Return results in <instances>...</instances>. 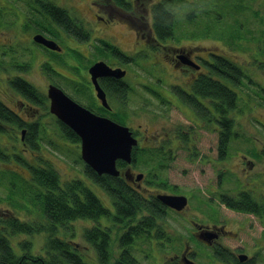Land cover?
Instances as JSON below:
<instances>
[{
  "label": "flooded vegetation",
  "instance_id": "1",
  "mask_svg": "<svg viewBox=\"0 0 264 264\" xmlns=\"http://www.w3.org/2000/svg\"><path fill=\"white\" fill-rule=\"evenodd\" d=\"M7 1L12 6L17 5L20 8L25 21L19 26L16 24V28L15 24H10L11 19L15 18L16 14L8 10L9 16L6 17V23L3 26L14 30L12 36H19L16 47L8 46L12 40L10 37L9 41L5 43L6 46L3 49L0 48V52L3 53V58H0V63L2 62L0 66V101L4 104V110L6 111L7 106L18 115L19 120L26 123H32L37 118H25L27 115L25 106L36 109H40L41 106L32 105L30 100L12 87V84H20L16 81L25 80L34 84L39 94L46 96L45 102L48 106L50 99L47 90L50 84L60 86L68 95L70 93L65 90L63 84H76L77 90L75 89V92L85 97V102L82 103L70 95L72 98L96 115L109 117L117 121L118 124L128 126L133 136L138 140L132 146L131 163L119 158L117 167L120 170L119 175L130 182L135 189L150 200L157 199L163 205L161 208L163 217H157V222L160 225L159 230L156 227L152 228L150 234L145 238L148 242H152L154 248H157L159 242L164 240L167 245H170V248L171 246L179 247L182 250L179 253L170 254L169 257L164 255V260L163 258L160 260L164 263L168 257L170 259L175 258L178 264H193L191 261L201 264L193 256V253L196 252L193 249L195 245L212 248L215 254L219 247L227 248L223 241L224 237L229 234L237 235V232L232 231L233 224L229 222V215L227 216V214L247 212L238 211L228 205V201L234 194L221 190L219 181L224 178L227 180L233 173L238 177L247 170H254L257 167L258 158H264V150L261 151L263 155L259 154L257 158L250 152L247 154L242 150L237 151L233 143H229L228 140L222 144V136L226 135L227 130L220 128V115H222L220 112L223 108L227 111L232 108H228L224 104L219 109L220 101L223 100L217 96L214 84H218V82L229 84L228 81L230 84L234 83L230 78L227 81L218 76V57L220 54L212 47H203L200 25L194 22L192 18L170 16L169 29L162 32L159 27L162 14L176 11L181 0H88L85 1V5L92 13L89 11L87 17L76 8L79 6V0H0V7L6 8ZM53 4L64 6L70 16L76 18L75 20L80 23H77L80 29L86 30L87 33L75 32L71 27L69 30L61 27L52 13L47 11L48 6ZM33 9L35 10L34 16L39 19L40 24L43 22L42 18H45L46 22H49L59 31L51 30V25L48 27L49 31L38 25L27 30V23L32 17L28 13H32ZM72 9L80 14L90 26L87 27ZM182 13L185 14V11ZM99 22L100 29L98 31ZM117 29L119 35L116 34ZM92 30L94 31L92 32ZM81 33L85 37H82ZM36 34H42L47 39L55 41L61 49L38 42L34 38ZM0 41L3 42L4 40L0 39ZM30 45L36 46L37 49H31ZM20 47L28 52L30 59L27 62L29 63L18 59L17 66L12 67V51H17ZM66 52L69 54L64 62L58 63L52 59L54 54ZM5 53L9 56L7 66ZM258 54L264 56L263 47H259ZM139 65L142 69H146L144 71L148 75L157 79L154 82L162 83L158 84L161 91L153 88L149 82L147 83L146 78L141 76L138 71L133 70L136 66L139 68ZM94 66L95 73L92 71ZM148 67L157 69V72L148 70ZM31 74L37 76L35 81L29 80L28 75ZM139 83H144L141 85L148 90L151 88L153 94L161 100L163 107L174 106L178 109L179 116L184 117L191 124L184 126L180 122H171L167 126L164 125L161 132H152L153 130L150 132L146 127L147 125L144 128L141 124L135 126L134 123L130 122V120L134 121L133 118L128 120V117L120 112L123 111L122 109L129 110L128 105L132 104L130 93H137ZM95 84H98L105 93L107 104H104L98 96ZM206 84L205 89L208 85H214L210 88L212 91L204 90ZM236 91L239 93L238 90ZM15 98L19 101L20 106L23 105L20 107V112L14 108ZM164 110L167 112L168 108H164ZM154 111H150L152 112L149 114L150 119L153 117L160 119L165 116V112L161 109H154ZM22 112L24 116L21 114ZM230 117L235 120L233 115ZM170 120L173 118H169ZM10 127L15 129V132L11 131ZM18 129L20 130L23 151L35 152L36 143L41 145L40 139L37 138L40 136L39 132L33 135L31 128L27 125L19 126L8 123L6 131L3 133H8L11 136L10 142H14L18 135ZM262 129L264 130V124ZM220 132L222 133L221 138ZM144 133L151 141L148 146V153L150 157L153 155L159 157V166H168L167 168L170 169L171 161L181 157V153L184 152L182 155L183 165H186L187 168L184 173H187L188 176L195 172L203 176L205 178L203 183L198 184L203 189L199 188L198 190L207 193L208 196H212L213 193L219 194L220 203L225 208H218V210L217 208L200 209L203 207L202 196L171 187L169 181L153 170L150 165V157H147L146 170L138 172L135 169L136 164H138V156L143 151L146 152L145 149L147 148L144 143ZM31 136H33V141L30 140ZM74 140L73 142H77L81 148V137L79 136V139ZM18 146L20 147L21 144ZM119 160L123 161L121 166L118 165ZM85 165L90 167L86 162ZM91 168L93 169V167ZM146 176L148 178L144 181ZM253 176L259 182L264 181V163L254 170ZM94 184L96 183L94 182ZM198 185L196 184L197 187ZM159 189L162 191L160 192ZM245 191L248 190L242 189L240 192ZM160 194L186 195V205L181 209L173 208L166 203L164 204L158 197ZM191 205L198 209H192ZM171 214L179 218L181 226L179 237H175L174 242L171 241V233L167 232L163 224L165 217L171 216ZM103 225L109 224L103 222ZM91 247L88 244V248ZM236 252L235 254L241 264H255L249 257L244 260L240 259L238 254L245 252ZM211 255L213 254L211 253ZM139 261L144 264L143 261ZM229 264L235 263L231 261Z\"/></svg>",
  "mask_w": 264,
  "mask_h": 264
},
{
  "label": "trees",
  "instance_id": "2",
  "mask_svg": "<svg viewBox=\"0 0 264 264\" xmlns=\"http://www.w3.org/2000/svg\"><path fill=\"white\" fill-rule=\"evenodd\" d=\"M188 1L189 3L197 2L196 0ZM237 2L239 3H237V6L235 7L238 9L242 8V11L247 18L243 24L240 21L243 19L237 17V22L231 25L228 24V28L225 24L219 23L218 17L216 18V21L213 17H211L212 19L209 17L208 22H204L205 24H208L204 32L202 29L203 23L198 22L196 17H194L196 15L194 11L195 8L188 7L185 10V14L182 13V15H179L176 11L167 12L166 14L163 13V16L160 17L159 27L162 32L169 29L168 26L171 21L170 16H175L176 18H192L194 22H197L200 25L202 36L210 35L217 39L225 40L228 45L234 47L239 45V48L243 52H250V59L252 57V60H246L254 63L260 71H256L254 68L249 67L244 69L241 68L240 65L237 64L235 58L231 57L228 59V57H224V55L218 57V76L226 80L230 78L234 83L233 85L240 86L255 82L253 75L255 73H258L263 77L261 71L264 70V56L259 55L258 53L260 46L264 48V23L262 21L260 30L259 27H253V23H250L249 14L254 12L253 18L257 19L258 17H261V20H264V16L260 15V5L257 8L254 7L252 10L251 5L254 0H237ZM241 2H243L242 5L240 4ZM47 11L52 13L56 22H58V24L64 29L69 30L71 27L75 32L81 31L84 34L87 33L86 30L80 29V26L77 25L79 22L75 20L76 18L74 19L70 16L68 10L64 6L57 4L49 5ZM8 12L7 7H0V30L6 23L5 17L9 16ZM28 14L32 17H30V20L27 23V30L38 25L41 26L42 29L45 28L44 30L49 31L48 27L51 24L46 22L45 18H42L43 22L40 24L39 19L34 16V9L32 10V13L29 12ZM15 20L16 18L11 19L10 24L13 23L15 26L16 24L19 26L21 23H16ZM239 25L244 27L241 28ZM214 26H216L215 29ZM50 28L51 30L54 29V31H59L53 25H51ZM211 32L213 33L210 34ZM83 33L81 34L83 35ZM82 37L85 36L83 35ZM12 53L11 66L15 67L19 60L18 57L14 56L16 51H12ZM68 54V52L64 54H54L52 59L56 60L58 63H62L67 59ZM232 55L238 56L234 52H232ZM1 65L2 62L0 63V66ZM249 69L251 70L249 71ZM245 79L249 81L246 82L244 81ZM16 82H19L20 84H12V87L16 88L17 91H20L23 97L30 100L32 105H40L45 111L48 106L45 102L46 96H44V94L41 96L34 84L25 80ZM258 83L263 84L260 81H258ZM68 85L74 90H77L76 84ZM214 85L212 86L216 88L217 96L219 99L223 100L222 102L220 101L219 109L224 104H226L228 108L237 109V91L229 86L230 84H224L223 82H218V84ZM206 86L207 84L204 85V90L212 91L210 89L212 88L211 85H208L207 89H205ZM262 90H264V88H262ZM255 104L257 103L255 102ZM3 107L4 104L0 101V132L3 133L6 131L8 123L18 124L19 126L27 125L31 128L33 135L34 133L39 132L40 136L37 138L40 139L41 145L36 143L37 148H35L39 149L43 145L42 135H45L43 129L45 130L47 126L45 123L46 118L44 116L42 118V115H40L37 116L32 123H26L23 120H19L18 115L11 111L7 106L6 111ZM225 110L226 109L223 108L221 109V112L225 113ZM247 112L253 114L252 111ZM54 118L56 119L60 135L64 139H68L72 142L75 141L74 139H79V136H77L74 130L69 126H66V124L58 120L56 117ZM233 122V118L229 116H224L223 120L220 118V124H223L222 127L227 130L226 135L222 136V144L228 140V135L236 136L239 133L233 127L235 124V122L234 124ZM260 130L263 129L260 128ZM43 139H45V136ZM261 139V136L256 137L254 149L256 145L259 144V146H257V149L249 151L257 158L259 154L263 155L261 151L264 150V145L262 144L264 139ZM30 140L33 141V136H31ZM49 143L56 148L58 147V143L53 139L49 140ZM5 149L0 148V159L4 160L9 157L10 153ZM242 151L246 152L244 150ZM28 152L31 157L28 159L31 161L26 159V163L28 164L30 175L28 178L24 179L27 189L26 192L23 193V197L27 198L33 204L35 209L38 206L41 218L33 217V219L24 220L16 214L18 212L12 207H8L5 210L0 209V264H25L28 261H31L33 264H94L85 258L87 253L82 252L79 243L67 239L66 235L60 234V230L66 231L67 229H70L72 231L71 235H74L76 229L73 227V222L77 220H89L93 223L90 226L84 227L83 236L85 241L88 242L96 252L95 260L97 263L95 264L109 263L110 259L114 256L113 249L111 248L113 241L117 242L120 249H118L119 253L113 257L114 261L112 264H143L133 253L131 247L136 240H140L141 244L146 245L148 241L145 237L150 234L151 229L156 227L159 230L160 225L158 224L157 219L163 217V215H161V208L163 207L161 202L157 199L150 200L139 190L135 189L132 184L122 176L98 174L95 170L84 163L85 174L90 177L93 182L98 184L109 197H111V207L107 206L93 188V185L87 180L81 177H73L70 179H63L64 181H62L61 172L53 162L44 160L42 156L36 154V151L30 152L28 150ZM14 155L17 160H22L23 158L18 152H15ZM258 159L263 160L264 158ZM121 162L123 161L119 160L118 165H120ZM17 174L18 173H16L15 176L21 175ZM238 178V181L241 180L240 176H238ZM10 184L12 185V182H10ZM15 191V188L9 191V194L5 196L4 199L7 201L9 200V203H12L17 208L21 207L25 209L28 213L35 210L23 202L19 203L17 201H12V193ZM228 205L238 211L255 213L257 216H261L260 222L264 225V199L256 198L251 191L240 192L238 195L234 194V196L232 195L231 200L228 201ZM111 208H114V211ZM103 222L111 226L103 225ZM42 231H45L48 234L47 242H45L47 248H44V254L35 252L30 253V251H27L30 244H33L31 240H24L20 245V241H18V248H22V246L26 248H22V252H18V249H16L12 243L11 238L16 234L18 235L21 233L32 235ZM58 234L61 237H59ZM241 251L244 252L243 250ZM165 252H168V250H165ZM235 253H237L235 250L220 247L216 252L221 259L229 263L233 261L235 264H241ZM239 255L240 254H238V256ZM168 257L163 264H178L175 258L170 259Z\"/></svg>",
  "mask_w": 264,
  "mask_h": 264
},
{
  "label": "rangeland",
  "instance_id": "3",
  "mask_svg": "<svg viewBox=\"0 0 264 264\" xmlns=\"http://www.w3.org/2000/svg\"><path fill=\"white\" fill-rule=\"evenodd\" d=\"M85 1L88 0H79L78 4L79 6H76L77 10L84 16L89 15V11L92 13V11L85 5ZM197 2H191L189 3L188 0H181V3L179 4V8L176 10V12L179 15H182V12L185 11L188 7L195 8L194 11L196 15V20L200 23H203V31L205 32V28L208 24H205L204 22H208V18L213 17L216 21V18L218 17V21L220 24H225L226 27L229 28L228 24H235L237 22V17L243 19L240 20L242 24L246 21V16L243 13V9H238L235 6H237V0H196ZM241 5L243 2L240 3ZM260 5V15L264 16V1L263 0H254L253 4L251 5V8H257ZM6 7L8 10L14 12L15 15V22L16 23H22L25 21L24 14L21 13L20 8L15 5L12 6V4L7 1ZM248 7V6H246ZM258 9V10H259ZM257 10V11H258ZM72 11L81 19L83 20L84 24L89 27L90 24L78 13H76L73 9ZM241 13V14H240ZM6 16V14H5ZM250 23H253L252 26L255 28L260 27L262 25V21L264 23V20H261V17H258L257 19H254V12L249 14ZM212 19V18H211ZM6 20V17H5ZM213 22V21H211ZM210 22V23H211ZM249 25V24H247ZM98 31L100 29V22L97 25ZM194 26V25H192ZM241 28L244 26L239 25ZM216 26H214L215 29ZM233 27V26H231ZM200 31H201V27ZM94 30H92L93 32ZM14 30L2 28L0 30V39H3L4 41H0V48H4L6 45L5 43L9 41V38L11 37L12 40L8 44V46L16 47L18 43V37L16 35H13ZM211 32L210 34H212ZM116 34L119 35L118 29L116 30ZM202 43L203 47H212L213 49H216L215 51H218V53L221 55H224V57L229 58H235L237 61V64L240 65L241 68H254L256 71H260L259 68L252 62L247 61L246 59H250V52H243L239 45L232 46L228 45L225 40L217 39L213 36H202ZM20 45L22 46L21 42ZM27 45V43H26ZM23 47V46H22ZM20 47L16 53L15 56L18 57L20 60L29 61L30 57L28 55V52ZM31 49H37L36 46L30 45ZM232 52L237 54L238 56H233ZM6 54V53H5ZM3 53L0 52V58H3ZM6 65L7 60L9 56L6 54ZM252 60V57L251 59ZM143 63L142 61H140ZM29 63V62H27ZM75 63V62H74ZM32 65V63H31ZM148 70H151L153 72H157V69L148 67ZM134 71H138V73L141 74L144 78L147 79V83L151 84V86L157 90H160L161 87L157 83L154 82L157 79H154L152 76L148 75L141 66L139 65V68L136 66L133 68ZM251 69H249L250 71ZM263 73V77H261L258 73L253 74L255 82H251L250 84H244V85H231V87L234 88V90H238L239 93L237 94V101H238V107L237 109L232 108L230 111L226 110V113L220 112L222 115H220L221 119L223 120L224 116H234L235 124L234 128L239 132L236 136H228L229 143L232 142L234 145V148L238 150H244L246 152L251 151L254 149V143L256 137H262L264 139V130H260V128H263L264 121V70L261 71ZM30 78L29 80L35 81L37 79V76L35 74L28 75ZM140 77V76H139ZM244 81H249L245 79ZM258 81H260L263 84H259ZM144 83H139L138 85V91L137 93H130L131 96V105H128V109H122L123 111L120 112L122 115H125L132 119L130 122L134 123L135 126H138V124H141L142 128L148 127V130L151 132H161L163 129V126L169 125L171 122H180L184 126H189L191 124L190 122L186 121L184 117L179 116V111L174 106L171 107H163L161 104V100L153 94L152 89L149 90L145 88L143 85ZM43 85V84H40ZM39 86V85H38ZM65 90L70 93L74 98L79 100L80 102H85V97H83L81 94H78L75 92V90L69 86L68 84H63ZM262 87V88H261ZM39 88H41L39 86ZM45 88V87H44ZM43 88V90H44ZM232 88V89H233ZM42 89V88H41ZM148 91H147V90ZM151 91L152 93H150ZM161 91V90H160ZM45 92V90H44ZM258 93V95H257ZM16 100V98H15ZM148 100V101H147ZM261 104L257 105L255 104ZM23 105L20 106V103L18 100L14 103V108L17 109L19 112L21 111V108ZM26 107L27 115H25V118H34L37 116L42 115L46 118V129L44 131L45 135H42V143L43 145L36 149V154L42 156L44 160H49L57 166L59 171L61 172V180L63 179H70L73 177H81L87 180L91 185H93V188L96 190L98 195L102 198L103 202L111 207V197L107 195V193L98 185L94 184V182L88 177L84 172V163L85 161L81 157V148L80 145L76 142H72L69 140L64 139L60 135V131L58 132V126L56 123V119L54 118V114L49 111V106L46 107L45 111L40 108H31L28 106ZM164 108H168L167 112H165ZM154 109H161V111L165 112V116L158 119L157 117H153V119H150L149 114L152 113L150 111H154ZM247 111H252L251 114ZM24 116V113H21ZM256 115V116H255ZM41 118V119H42ZM169 118H173V120L169 121ZM55 119V120H54ZM263 123V124H262ZM220 128L224 130V128L220 124ZM11 131L15 132V129L9 128ZM20 129V128H19ZM17 130V136L16 141L10 142L11 136L8 135V133H0V148L6 149L9 154V157L6 159H0V209H7L8 207H12L16 209V213L18 216H20L24 220H30L33 219V217L41 218L40 217V210L38 206L36 209L33 207V204L25 197H23V193L26 192L27 186L25 185L24 179L28 178L30 175V171L28 170V164L26 163V159L28 161V158L30 157V153L28 150L23 151L22 143L20 140V130ZM143 133V132H142ZM147 134V133H146ZM145 135V133H144ZM222 133L220 132V138ZM45 136V139L43 137ZM54 140L56 143H58V147L56 148L54 145H50L49 140ZM145 145L147 148L145 151L139 154L138 156V164H136L135 169H137L138 172L145 171L147 167V157H150L148 153V146L151 141L146 137L145 135ZM261 139V140H262ZM21 146L19 147L18 145ZM264 145V142H262ZM5 145V146H4ZM3 148H2V147ZM257 146H255V149H257ZM254 149V150H255ZM21 151V152H20ZM6 152V151H5ZM15 152H18L23 158L22 160H17L16 156L14 155ZM181 153V157L178 159H174L171 161V168H167L168 166H159L158 160L159 157L152 156L150 157V165L153 167V170L164 177L167 181H169L171 187H175V189H179L181 191H190L193 195H201L202 196V203L203 207L200 209H212V208H225L220 202V196L217 193H211L212 196H208L207 193L200 192L198 189L203 187L198 184H202L203 180L205 179L203 176L198 175L197 173L193 172L190 175L187 176V173L185 174L184 171L187 169L186 165H183V158ZM248 154V153H247ZM137 162V160H136ZM264 163V160L259 159L257 162V167L254 169H258V166ZM169 165V164H168ZM254 170H247V172L240 174L241 180L238 181L237 175L234 173L230 175V178H224L220 182V189L228 192L230 194H236L240 192L242 189H246L248 191H251L254 193L255 197L258 199H264V181L259 182V180L253 176ZM16 173L21 174L19 176H15ZM17 174V175H18ZM24 175V176H23ZM149 176V174H147ZM148 176H146L145 180H147ZM225 180V181H224ZM12 182V185L10 184ZM196 183L198 187L196 186ZM16 189L14 193H12V201H17L19 203L23 202L25 204H28L30 207H32L33 211H30L31 213H28L25 209L19 207L17 208L12 203H9V200L7 201L4 199L5 196L9 194V191ZM160 190V189H159ZM162 190H160L161 192ZM22 194V195H21ZM212 197V198H211ZM23 198V201H22ZM208 198H211L210 200ZM25 199V201H24ZM192 209H198L197 207H193L191 205ZM175 214V213H174ZM174 214H171V216L165 217L164 219V228L167 230L168 233H171L172 239L171 241L174 242L175 237H179V233L181 230L179 218L175 216ZM229 215V222L233 224L232 231L237 232V235H228L224 237L223 241L225 243V246L231 250L240 251L243 250L247 254V256L252 259L255 264H264V225L262 224L260 217L257 216L255 213H234V214H227ZM92 224L89 220H77L73 222V227L76 229L74 232V235H71L72 231L70 229H67L66 231L60 230L61 235H66L67 239L74 240L76 243H79V247L82 250L83 253H87L85 258L93 262L94 264L97 263L95 260L96 252L94 251V248H88V242L85 241V238L83 236V230L85 226H90ZM70 225V224H68ZM184 230V229H183ZM186 234V233H185ZM28 236V237H27ZM59 237H61L58 234ZM12 243L15 246L16 249H18V252H22L24 248L22 246L18 248V241H20L19 245L23 243L24 240H31L33 244H30V247L27 249V251H30V253H42L44 254V248H47L46 243L48 239V234L45 231H42L40 233H34L32 235H25L19 233L15 236H12ZM90 245V244H89ZM140 245V246H139ZM145 247V249H144ZM114 252V256L119 253L120 247L118 246L117 242L113 241V245L111 247ZM26 249V248H24ZM133 250V253L136 255V257L143 261L144 264H162L163 262L160 260V258H163L164 255H170L172 253H179L182 248L179 247H172L170 248V245H167V243L164 240H161L158 244L157 248H154V245L152 242H148L146 245L141 244L140 240H136V242L131 247ZM193 249L196 250L195 253H193V256L201 263V264H229L225 260L221 259L217 254L214 253L212 248L209 247H201V246H194ZM165 250H168V252H164ZM158 253V254H157ZM211 253L213 255H211ZM24 256V255H23ZM113 256V257H114ZM111 258L108 264H112L114 261V258ZM247 257V258H248ZM92 259V260H91ZM25 264H33L31 261H28Z\"/></svg>",
  "mask_w": 264,
  "mask_h": 264
},
{
  "label": "water",
  "instance_id": "4",
  "mask_svg": "<svg viewBox=\"0 0 264 264\" xmlns=\"http://www.w3.org/2000/svg\"><path fill=\"white\" fill-rule=\"evenodd\" d=\"M35 40L49 47L61 49L53 40L42 34H36ZM95 73V66L92 67ZM98 96L107 104L105 93L95 84ZM47 95L50 99L49 109L66 126H69L81 137V157L98 173L119 175L117 160L124 159L131 163L132 146L138 142L128 126L105 116H98L86 106L68 95L60 86L50 84ZM158 197L167 205L181 209L186 205V195L160 194ZM244 260L247 254H240ZM193 264H197L191 261Z\"/></svg>",
  "mask_w": 264,
  "mask_h": 264
}]
</instances>
